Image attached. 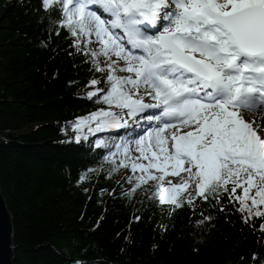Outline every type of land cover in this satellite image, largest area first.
<instances>
[{"label":"trees","instance_id":"trees-1","mask_svg":"<svg viewBox=\"0 0 264 264\" xmlns=\"http://www.w3.org/2000/svg\"><path fill=\"white\" fill-rule=\"evenodd\" d=\"M60 21L41 0H0V193L12 264H252L253 254L261 264L264 205L239 211L231 185L207 200L183 191L181 207L160 203L157 181L129 167L117 136L94 146L77 131L80 117L109 107L88 93H107L106 64L118 59L95 57L97 71L85 51L100 48L95 35L79 38L78 51Z\"/></svg>","mask_w":264,"mask_h":264},{"label":"snow or ice","instance_id":"snow-or-ice-1","mask_svg":"<svg viewBox=\"0 0 264 264\" xmlns=\"http://www.w3.org/2000/svg\"><path fill=\"white\" fill-rule=\"evenodd\" d=\"M41 4L45 9L59 5L63 15L59 25L78 37V51L79 38L95 35L100 48L85 51L91 52L97 71L104 70L95 59L99 55L124 61L122 67L118 60L107 62L110 88L106 94L90 91V99L101 92L100 100L110 108L126 109L129 117L157 110L146 119L163 124L147 134L158 152L149 156L140 147L141 157L149 163L131 167L161 173L147 176L157 181L154 197L160 203L181 207L182 192L194 183L197 197L204 200L227 192L231 185L238 210L250 215L252 207L264 205V138L240 114L241 109L264 110V0H41ZM92 6L111 19L102 18ZM141 89L153 103L144 102ZM93 121L95 131L128 127L111 110L78 119L75 127L79 131L87 124L91 132ZM173 122L194 125V130L180 134ZM169 127L171 143L165 131ZM169 173L180 177L179 183L169 180L170 186L161 188ZM237 188L242 196H236ZM195 199L189 195L187 203ZM255 216L264 212L257 210ZM258 261L253 254L252 264Z\"/></svg>","mask_w":264,"mask_h":264},{"label":"rangeland","instance_id":"rangeland-1","mask_svg":"<svg viewBox=\"0 0 264 264\" xmlns=\"http://www.w3.org/2000/svg\"><path fill=\"white\" fill-rule=\"evenodd\" d=\"M116 58L117 57L114 55L111 56V60H113V59L115 60ZM120 61L122 62V64H124L123 60H120ZM140 96H142L144 98V101H146V102H148L149 99H151L150 97L145 95L143 89H141V91H140ZM244 116L251 122V124H252L251 126L254 127L255 129H257V131L260 133V135L264 138V117L262 115L256 113V112L249 113L247 115L245 113ZM176 127H178L180 129V131L194 130V125L192 127H180V125L176 126ZM165 131H166V133L169 134V139H170V134L173 132V128L169 127ZM140 147H143L147 151L149 156H150V152L152 150L158 151V149L155 146L154 140L146 141V144L145 143L138 144L137 142H129L128 155L131 159L136 160L137 162L148 161L147 159L143 160L144 158L141 157V153L138 150ZM180 176H186V174L181 172ZM170 179L172 182L178 183L180 180V177L173 176V177H170ZM188 189L190 191H192L193 190L192 185H189Z\"/></svg>","mask_w":264,"mask_h":264},{"label":"water","instance_id":"water-1","mask_svg":"<svg viewBox=\"0 0 264 264\" xmlns=\"http://www.w3.org/2000/svg\"><path fill=\"white\" fill-rule=\"evenodd\" d=\"M11 233V218L0 193V264H12Z\"/></svg>","mask_w":264,"mask_h":264},{"label":"bare ground","instance_id":"bare-ground-1","mask_svg":"<svg viewBox=\"0 0 264 264\" xmlns=\"http://www.w3.org/2000/svg\"><path fill=\"white\" fill-rule=\"evenodd\" d=\"M249 113H251V112H249ZM249 113H246V115L249 114Z\"/></svg>","mask_w":264,"mask_h":264}]
</instances>
